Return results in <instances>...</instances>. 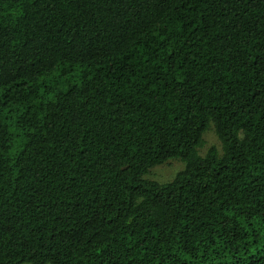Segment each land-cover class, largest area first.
<instances>
[{
    "label": "trees",
    "instance_id": "trees-1",
    "mask_svg": "<svg viewBox=\"0 0 264 264\" xmlns=\"http://www.w3.org/2000/svg\"><path fill=\"white\" fill-rule=\"evenodd\" d=\"M0 264H264V0H0Z\"/></svg>",
    "mask_w": 264,
    "mask_h": 264
},
{
    "label": "rangeland",
    "instance_id": "rangeland-1",
    "mask_svg": "<svg viewBox=\"0 0 264 264\" xmlns=\"http://www.w3.org/2000/svg\"><path fill=\"white\" fill-rule=\"evenodd\" d=\"M203 140V147L199 149L201 157H205L212 147L222 153V144L215 133L213 125H211L210 129L203 135ZM184 169L185 165L182 162L172 160L164 165L153 168L144 179L159 184H167L172 182Z\"/></svg>",
    "mask_w": 264,
    "mask_h": 264
}]
</instances>
